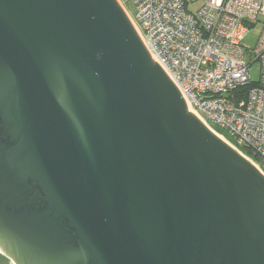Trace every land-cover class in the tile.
Listing matches in <instances>:
<instances>
[{
    "label": "water",
    "instance_id": "water-1",
    "mask_svg": "<svg viewBox=\"0 0 264 264\" xmlns=\"http://www.w3.org/2000/svg\"><path fill=\"white\" fill-rule=\"evenodd\" d=\"M0 253L264 264V174L188 110L117 0H0Z\"/></svg>",
    "mask_w": 264,
    "mask_h": 264
},
{
    "label": "built area",
    "instance_id": "built-area-1",
    "mask_svg": "<svg viewBox=\"0 0 264 264\" xmlns=\"http://www.w3.org/2000/svg\"><path fill=\"white\" fill-rule=\"evenodd\" d=\"M121 2L188 110L213 133L209 123L226 132L249 154L233 148L264 174V28L253 51L242 47L257 17L264 16V0ZM126 5L134 7V20ZM255 62L259 80L251 82Z\"/></svg>",
    "mask_w": 264,
    "mask_h": 264
},
{
    "label": "rangeland",
    "instance_id": "rangeland-1",
    "mask_svg": "<svg viewBox=\"0 0 264 264\" xmlns=\"http://www.w3.org/2000/svg\"><path fill=\"white\" fill-rule=\"evenodd\" d=\"M119 2V4H121L122 2L120 0H117ZM121 2V3H120ZM200 5V3H198L195 6ZM125 10L127 12V14L129 15V17H131V19H135V9L133 6L131 5H126L125 6ZM264 28V16H259L257 17L254 25L248 30V32L246 33V35L244 36V39L242 41V47L244 49L245 52H251L254 50L257 40L259 38L260 32L261 30ZM249 74H250V80L251 82H257L259 80V64L258 63H253L250 68H249ZM210 127L212 129H214L215 131H219L221 129H219L218 127H216L214 124L209 123ZM217 136H219V138H221L223 141H225L227 144H229L231 147H233V145L230 144L229 141H227L222 135L216 133ZM223 134H225V137L230 139L231 137L223 131ZM240 151H242V148L240 146L237 145V143L232 141V138L230 140ZM6 259V260H5ZM10 261L7 260V258H5L3 256V254L0 253V264H12Z\"/></svg>",
    "mask_w": 264,
    "mask_h": 264
},
{
    "label": "trees",
    "instance_id": "trees-1",
    "mask_svg": "<svg viewBox=\"0 0 264 264\" xmlns=\"http://www.w3.org/2000/svg\"><path fill=\"white\" fill-rule=\"evenodd\" d=\"M120 1H122V0H120ZM216 132H217L218 134L222 135L227 141H229L231 145L235 146V145L230 141L231 138H230V139H227L228 136H227V138L225 137V134H223V131H222V130H219V131H216ZM232 141L235 142L233 139H232ZM242 150L245 152V154H249L247 150L245 151L243 148H242ZM5 260H6V259H5Z\"/></svg>",
    "mask_w": 264,
    "mask_h": 264
},
{
    "label": "flooded vegetation",
    "instance_id": "flooded-vegetation-1",
    "mask_svg": "<svg viewBox=\"0 0 264 264\" xmlns=\"http://www.w3.org/2000/svg\"><path fill=\"white\" fill-rule=\"evenodd\" d=\"M8 260V259H7ZM10 263V262H9Z\"/></svg>",
    "mask_w": 264,
    "mask_h": 264
}]
</instances>
